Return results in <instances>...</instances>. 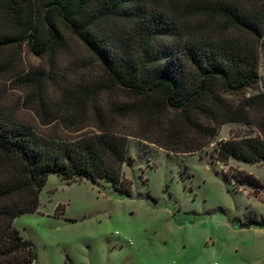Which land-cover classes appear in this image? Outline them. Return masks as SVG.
<instances>
[{"label": "trees", "instance_id": "1", "mask_svg": "<svg viewBox=\"0 0 264 264\" xmlns=\"http://www.w3.org/2000/svg\"><path fill=\"white\" fill-rule=\"evenodd\" d=\"M263 37V0H0V51L19 58L26 51L53 66L72 53L74 39L101 70L98 81L63 96L69 110L91 102L92 124L48 113L41 96L36 112L49 128L42 130L0 103V264L35 262L33 243L13 221L38 209L51 173L69 183L108 179L131 195L123 170L133 162L130 138L187 155L216 142L224 124H252L260 134L222 139L212 158L264 165ZM249 90L256 93L245 97ZM226 175L264 187L243 169ZM252 224L264 220L241 222Z\"/></svg>", "mask_w": 264, "mask_h": 264}, {"label": "rangeland", "instance_id": "2", "mask_svg": "<svg viewBox=\"0 0 264 264\" xmlns=\"http://www.w3.org/2000/svg\"><path fill=\"white\" fill-rule=\"evenodd\" d=\"M72 45V53L53 66L47 57L26 51L20 58L11 50L0 51V103L42 130L49 128L40 124L36 112L41 96L49 103L48 113L55 109L92 124L96 114L91 102L81 112L69 110L63 96L82 81H98L101 70L76 40ZM260 55L264 72V37ZM255 93L249 90L245 97ZM247 134L260 131L252 124H224L216 142L187 155L130 138L133 162L123 170L132 180L131 195L116 190L108 179L97 184L83 177L69 183L51 173L38 209L13 221L35 247L32 264H264V224L241 226L251 218L264 220V187L238 186L226 175L243 169L264 186V165L237 159L223 164L212 158L217 142Z\"/></svg>", "mask_w": 264, "mask_h": 264}]
</instances>
